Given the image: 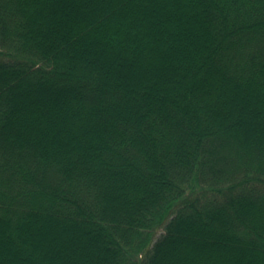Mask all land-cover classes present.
I'll list each match as a JSON object with an SVG mask.
<instances>
[{
	"label": "trees",
	"instance_id": "1",
	"mask_svg": "<svg viewBox=\"0 0 264 264\" xmlns=\"http://www.w3.org/2000/svg\"><path fill=\"white\" fill-rule=\"evenodd\" d=\"M0 264H264V0H0Z\"/></svg>",
	"mask_w": 264,
	"mask_h": 264
}]
</instances>
